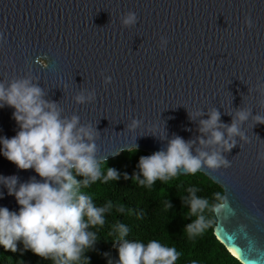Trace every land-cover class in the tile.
Wrapping results in <instances>:
<instances>
[{
    "label": "water",
    "instance_id": "95a60500",
    "mask_svg": "<svg viewBox=\"0 0 264 264\" xmlns=\"http://www.w3.org/2000/svg\"><path fill=\"white\" fill-rule=\"evenodd\" d=\"M129 11L138 20L126 28L121 17ZM25 77L62 117L93 125L100 162L129 149L152 155L173 136L196 140L210 109L225 125L238 108L250 110L240 125L247 139L234 137L236 146L223 152L230 166L198 172L226 202L212 212L215 239L240 264H264V124L253 120L264 116V0H0V81ZM82 90H94L95 99L77 104ZM13 111L0 108V137L19 131ZM134 118L140 124L129 131ZM197 148L217 146L196 143L193 154ZM13 175L18 185L43 182L0 153V176ZM0 207H20L3 184Z\"/></svg>",
    "mask_w": 264,
    "mask_h": 264
},
{
    "label": "clouds",
    "instance_id": "9594fccd",
    "mask_svg": "<svg viewBox=\"0 0 264 264\" xmlns=\"http://www.w3.org/2000/svg\"><path fill=\"white\" fill-rule=\"evenodd\" d=\"M137 20V15L129 11L122 15L121 25L132 27ZM244 22L247 27L252 26L248 17ZM166 44L167 39L161 37V50ZM111 79L104 76L103 83L108 85ZM45 95L28 77L7 83L0 81V108H13L12 115L19 127L14 137H0V153L20 170L33 169L43 181L33 177L18 185L15 175L0 176V184L8 189V194L13 195L20 206L18 212L0 207V246L15 253L18 242H22L25 250L51 259L54 264L82 261L89 264L85 253L93 248L96 235L88 229L90 226H103L104 213L111 207V204L96 207L90 195L79 191L81 183L87 187L102 175L100 161L96 159L95 140L98 133L92 124L81 125L77 115L62 117V109L56 102L46 100ZM94 99V90L87 95L82 90L74 97L77 104ZM261 104L264 106V101ZM198 115L199 112L189 113V119ZM251 115L250 110L238 108L232 114V122L225 125L220 122V112L210 109L208 118L199 121L200 135L196 140L186 141L180 136H173L167 141L166 148L140 157L138 167L143 178L139 179V183L151 186L157 180L169 181L181 173L195 174L203 168L218 170L229 167L230 161L223 152L236 146L234 137L247 139L240 125ZM253 120L256 124H264V116L259 114ZM139 124L140 121L134 118L127 128L133 131ZM221 128L225 131L222 132ZM196 143L217 148L212 151L197 148L193 154ZM258 159L264 161V152L258 154ZM73 170L84 179L77 181L72 175ZM118 178L114 169H107L105 181ZM188 191L191 194L189 211L197 219L186 226V231L189 235H198L211 223L202 215L205 209L219 213L226 207V202L210 205L207 199L196 195L198 189L190 188ZM216 199L222 200L219 193H216ZM117 230L116 264H175L179 257L175 248L156 240L145 245L125 239L129 229L124 224L117 225Z\"/></svg>",
    "mask_w": 264,
    "mask_h": 264
},
{
    "label": "trees",
    "instance_id": "16d2710c",
    "mask_svg": "<svg viewBox=\"0 0 264 264\" xmlns=\"http://www.w3.org/2000/svg\"><path fill=\"white\" fill-rule=\"evenodd\" d=\"M141 156L150 155L138 149L121 151L100 162V179L87 187L81 183L79 191L90 195L96 207L111 204L104 213V225L88 229L96 235L93 248L85 253L89 264H116L119 224L129 229L125 237L129 241L147 245L156 240L175 248L179 253L175 264H240L213 236L215 218L212 211L205 209L202 213L206 221H211L202 233L189 235L186 231V226L197 219L189 211L191 194L188 190L198 189V197L215 205L221 201L216 199V193L221 196V188L199 172L179 174L169 181L157 180L151 186L141 185L139 179L143 177L138 167ZM109 168L118 173V179L104 180ZM72 175L77 181L84 179L75 170ZM0 264H54V261L25 250L23 243L18 242L15 253L0 246ZM75 264H83V261Z\"/></svg>",
    "mask_w": 264,
    "mask_h": 264
}]
</instances>
